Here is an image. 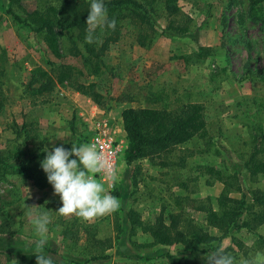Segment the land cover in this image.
I'll list each match as a JSON object with an SVG mask.
<instances>
[{
	"label": "rangeland",
	"instance_id": "374dc122",
	"mask_svg": "<svg viewBox=\"0 0 264 264\" xmlns=\"http://www.w3.org/2000/svg\"><path fill=\"white\" fill-rule=\"evenodd\" d=\"M136 1L147 10V23L131 9L108 12L116 27L97 29L101 43H86V28L66 31L57 39L56 58L44 33L18 24L7 11L22 19L37 12L59 24L83 14L91 0H0V152L14 164L24 162L32 175L0 173V264H23L24 256L35 254L39 236L28 217L31 205L51 217L44 252L56 264H168L157 259L166 253L180 264H206L207 254L182 255L180 244L154 245L139 227L131 234V212L149 227H169L170 216H178L180 230L195 225L212 237L223 236L221 248L237 259L264 253L257 243L264 223L255 219L264 207L254 202L264 197V173L251 176L245 165L255 137L264 133V29L250 14L249 0H174L179 13L173 16L167 0ZM65 67L76 75L58 84ZM36 69L54 81L42 93L37 89L45 80L32 77ZM79 85L89 87L87 94ZM188 104L203 107L206 137L175 148L168 166L162 165L164 158L120 163L115 187L104 183L120 200L119 210L91 221L56 213L62 203L40 167L42 149L89 143L95 127L106 123L124 151L123 110L158 109L174 116ZM208 168L221 172L225 185L208 175ZM224 190L228 199H245L237 222L249 223L253 231L224 232L207 223L201 208L219 211Z\"/></svg>",
	"mask_w": 264,
	"mask_h": 264
},
{
	"label": "trees",
	"instance_id": "16d2710c",
	"mask_svg": "<svg viewBox=\"0 0 264 264\" xmlns=\"http://www.w3.org/2000/svg\"><path fill=\"white\" fill-rule=\"evenodd\" d=\"M14 0H9L11 4ZM174 0L166 1V11L169 15H177L179 9L173 3ZM264 0H249L250 14L264 29V10L261 8V4ZM105 6L108 12H112L120 9H131L135 15L139 18L142 23H147L148 13L147 10L139 4L136 0H110L105 1ZM89 8L83 12V14L75 17L72 20H65L57 24L50 17L41 16L39 13L34 12L29 14L26 19H22L20 16L12 13L8 10L7 13L11 15L12 19L20 25L29 28L32 32L44 33L45 41L56 58L60 57L59 49L57 45V39L61 37L66 31L70 30H82L86 28V18ZM261 12L259 16L257 13ZM57 25L62 26L60 31L56 30ZM172 27V24H171ZM176 32H186V28H173ZM90 52V51H89ZM91 53V52H90ZM38 74L41 79H44V84L37 89L38 93L44 92L48 87L54 85V81L51 76L41 70H34L32 77ZM75 72L70 67H65L64 70L59 74L57 83L63 84L64 82L72 81L75 76ZM33 79V78H32ZM77 90L82 94H87L89 87L77 86ZM96 97V95H95ZM97 100V98H96ZM95 100V101H96ZM97 102V101H96ZM264 107V105H263ZM122 128L125 133L126 148L123 154V163L126 166L134 165L145 160L153 161L155 159H163V166H168V156L172 151L179 147L187 144L194 138H204L207 134L206 121L203 115V107L199 104H188L179 114L174 116L166 113L163 110L158 109H126L121 113ZM255 145L253 146V152L246 162V167L250 171L251 176H257L258 174L264 173V149L260 150V146L264 142V133H260L255 137ZM69 149L68 147H65ZM262 156V159H257ZM13 159H7L0 152V173L1 176L7 174L9 169L14 171L13 174H22V176L30 177L31 169L24 162L14 164ZM184 165V158H180V166ZM30 171V172H29ZM208 175L214 177L216 181H219L223 185V175L221 172L216 171L214 168H208ZM254 202L258 206L264 207V197L254 198ZM228 203L233 204L228 206ZM219 211H214L211 208H201L202 211H206L207 223L215 228L222 229L224 232L231 227V229H246L253 231V227L249 223L244 222L238 224L237 217H239L244 207L245 199L241 201H234L228 199L225 195V190L219 199ZM133 212L130 213L131 220V234L135 231V227H139L145 233H149L154 245L172 246L180 244L183 246L182 255L188 254H204L209 255L210 253L221 248V240L223 236L218 239L212 237L203 232L202 229L194 225V227L183 231L179 229V225L176 222L178 216H170L171 223L169 227L164 225L149 227L143 226L139 221L133 218ZM259 224L264 223V212L255 215ZM215 246L214 243H216ZM257 243L264 246V236H259ZM230 250L229 248H225ZM108 257L96 258L97 260H107ZM157 259H165L168 264H180V258L170 253L158 256ZM23 264H28L29 261H34V255L24 256Z\"/></svg>",
	"mask_w": 264,
	"mask_h": 264
},
{
	"label": "clouds",
	"instance_id": "9594fccd",
	"mask_svg": "<svg viewBox=\"0 0 264 264\" xmlns=\"http://www.w3.org/2000/svg\"><path fill=\"white\" fill-rule=\"evenodd\" d=\"M85 24V41L89 44L101 43L96 36L97 29L115 30L116 27L115 19L108 17L104 0H91ZM42 151L46 155L40 162V167L46 174L54 195H58L62 203L56 211L57 214L64 217L75 215L85 221H91L119 210L120 200L106 190L102 181L95 178V174L100 173L113 184L119 179L114 165L95 144H72L70 150L61 145L52 147L50 151L47 148ZM27 194V198H30L29 189ZM28 207L31 209L28 217L39 236V239L34 241L36 264H56L54 258L44 252L49 243L48 225L51 223V217L46 211H40L37 205ZM204 259L206 264H264V253L252 258L237 259L227 249L219 248ZM13 264H17V261L13 260Z\"/></svg>",
	"mask_w": 264,
	"mask_h": 264
},
{
	"label": "built area",
	"instance_id": "2783aa9c",
	"mask_svg": "<svg viewBox=\"0 0 264 264\" xmlns=\"http://www.w3.org/2000/svg\"><path fill=\"white\" fill-rule=\"evenodd\" d=\"M89 144H95L96 147L108 157L110 162L114 165L116 171H118L120 163H123L122 156L124 151L121 144L108 134L106 123H100L95 127V131L93 132ZM96 177L98 180L106 183L109 188L115 187V184L109 181L102 174L97 173L95 174V178Z\"/></svg>",
	"mask_w": 264,
	"mask_h": 264
}]
</instances>
